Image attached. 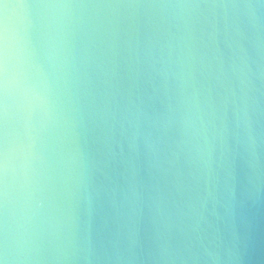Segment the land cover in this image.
Masks as SVG:
<instances>
[{
    "label": "clouds",
    "instance_id": "obj_1",
    "mask_svg": "<svg viewBox=\"0 0 264 264\" xmlns=\"http://www.w3.org/2000/svg\"><path fill=\"white\" fill-rule=\"evenodd\" d=\"M0 264H264V0H0Z\"/></svg>",
    "mask_w": 264,
    "mask_h": 264
}]
</instances>
